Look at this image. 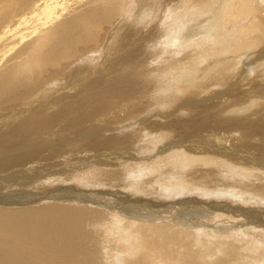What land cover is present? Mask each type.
<instances>
[{"label": "bare ground", "instance_id": "6f19581e", "mask_svg": "<svg viewBox=\"0 0 264 264\" xmlns=\"http://www.w3.org/2000/svg\"><path fill=\"white\" fill-rule=\"evenodd\" d=\"M262 206L264 0H0V264H264Z\"/></svg>", "mask_w": 264, "mask_h": 264}, {"label": "rangeland", "instance_id": "374dc122", "mask_svg": "<svg viewBox=\"0 0 264 264\" xmlns=\"http://www.w3.org/2000/svg\"><path fill=\"white\" fill-rule=\"evenodd\" d=\"M146 25H147V22H145L144 28L147 27ZM134 27L135 28H141V23H139L138 14L135 13V12H134V14H132L128 18L127 23H124V26L122 27V29H124V30H128V29L131 30L132 29L133 30ZM141 31L142 32H145V30H141ZM99 61H100V58H98V57H96L95 60L93 59L92 61H88L89 64H90V62L91 63L94 62V64L92 63L93 65L91 64L92 66L90 65V69H92L93 67H95L96 66V63L99 62ZM171 135H174V134L171 133ZM139 157H142V156H139ZM137 162L138 163H142L140 161H137ZM224 185H226V184H224ZM228 187H231V186H228ZM82 188H77L78 189L77 191L78 192H80V191L81 192L82 191L84 192L85 191L87 194H89V192H91V190H92L91 187H82ZM100 190L107 191V194L105 193V194L100 195V196H103V198L100 199V203H102V204L110 203L111 201L113 202V200L115 199V196H121L122 197V195H120V194L118 195V193L114 194V192L116 191V189H113V188L112 189H109L108 187L103 186V187H101ZM32 191L35 192V189L32 190ZM174 192H176V191H174ZM194 192H196V191H193V193ZM200 192H202L203 195H201ZM223 192H224V190L221 191V189H219L218 192H212L211 190H207V192L206 191L199 190V191L196 192L198 194L196 196L195 195L193 196V199L195 200L194 202H195V205L197 206V209H198L197 211H199V212L201 211L202 212V217H200L201 218L200 221L203 224V226H202L203 229H205V230H209V229L210 230H217V229L220 228V229L226 230L228 228L226 230L227 231V234H232L233 232H237V231H234V225H235V223L237 224L238 219H241L240 216H239V214L236 213L235 211L233 212V210L234 209H241V208L242 209L245 208L246 210H250V208H248V207L246 208V207L240 206L242 202L237 200V197H238L237 195H234L233 194V195H231V197L228 198L225 195H223V194H226L227 192H224V193ZM216 193H218V194H216ZM172 194H174V193L173 192L170 193V194L167 193L166 195H163L162 192L159 193L157 197H159V200L160 201H158V203L164 204V205L166 204L165 207L171 206L173 203H176L177 202V199H180L184 193H182V192H176V195L174 194L173 196H172ZM138 196H139V194H138ZM226 199H229V201L226 200ZM83 202L84 201H82V203ZM40 203H45V202H44V200H42ZM82 203H80L78 205L81 206ZM35 204H39V203H35ZM123 204L125 206L126 203H122V205ZM131 204L132 203H130V205ZM86 205H89V204H86ZM127 205L128 204H126V206ZM124 206H122V209L126 207V206L125 207ZM256 206L258 207V205H256ZM256 206H254V207H256ZM91 207H93V206H91ZM127 207H129L130 211L133 210L131 208V207H133L132 205H131V207L130 206H127ZM257 207L255 209L256 211L258 210ZM262 207L264 208V206H262ZM158 210H161V209H158ZM173 210L175 212H177L178 215L180 214L179 216H181V213H183V212H180L177 207H174ZM258 213H260V212H258ZM230 215H232V216H230ZM255 215H256V212H255ZM255 215L253 214L254 217H255ZM163 216H166V219L168 217V215H165V214H163ZM194 216H196V215H194ZM234 216H237V217H234ZM256 216L260 220L263 219L259 215H256ZM230 217H231V219H230ZM194 218L197 219V217H194ZM226 220H228V221H226ZM263 224H264V222H263ZM229 229H231V230H229Z\"/></svg>", "mask_w": 264, "mask_h": 264}]
</instances>
